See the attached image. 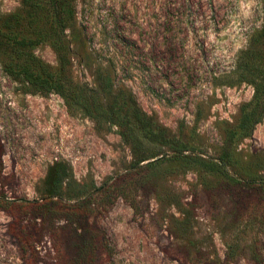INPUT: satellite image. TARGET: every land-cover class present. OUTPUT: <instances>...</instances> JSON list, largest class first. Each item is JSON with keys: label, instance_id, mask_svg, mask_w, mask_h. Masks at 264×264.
Returning <instances> with one entry per match:
<instances>
[{"label": "rangeland", "instance_id": "1", "mask_svg": "<svg viewBox=\"0 0 264 264\" xmlns=\"http://www.w3.org/2000/svg\"><path fill=\"white\" fill-rule=\"evenodd\" d=\"M263 24L264 0H76L71 74L103 103L99 75L133 94L164 134L135 130V145L58 93L22 89L0 55V196L48 198L55 162L69 172L62 201L94 196L86 211L0 206V264H264V117L224 158L253 94L228 81ZM34 51L59 65L49 42Z\"/></svg>", "mask_w": 264, "mask_h": 264}, {"label": "trees", "instance_id": "2", "mask_svg": "<svg viewBox=\"0 0 264 264\" xmlns=\"http://www.w3.org/2000/svg\"><path fill=\"white\" fill-rule=\"evenodd\" d=\"M75 14L76 0H21L17 10L9 13L0 11V55L3 71L28 92L60 94L67 109L72 113L79 110L97 121L112 122L118 126L122 137L132 145L137 142L135 130L151 141L163 137V132L154 125L133 94L130 91H122L107 74L99 75L100 88L107 97L106 103L100 101L94 90L74 80L70 70L67 30L71 27ZM42 42H49L57 52L59 57L57 67L47 64L36 55L34 48ZM240 82L251 84L253 94L251 99L242 105L237 129L227 134L225 159L228 158L230 144L235 135H250L264 117V24L248 47L237 57L236 67L228 83ZM146 159L148 158L139 159V162ZM156 160L147 162L145 166L153 165ZM2 170L0 146V177ZM68 179L67 166L55 162L48 168L45 177L48 198L20 199L14 202L0 196V206L2 208L55 206L88 210L93 204V195L72 202L61 200L63 185ZM262 184L264 185V182ZM94 244L95 241L84 253H98Z\"/></svg>", "mask_w": 264, "mask_h": 264}]
</instances>
